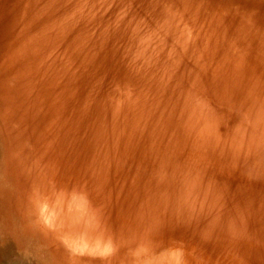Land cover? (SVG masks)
Here are the masks:
<instances>
[{
	"label": "rangeland",
	"instance_id": "obj_1",
	"mask_svg": "<svg viewBox=\"0 0 264 264\" xmlns=\"http://www.w3.org/2000/svg\"><path fill=\"white\" fill-rule=\"evenodd\" d=\"M0 264H264V0H0Z\"/></svg>",
	"mask_w": 264,
	"mask_h": 264
}]
</instances>
